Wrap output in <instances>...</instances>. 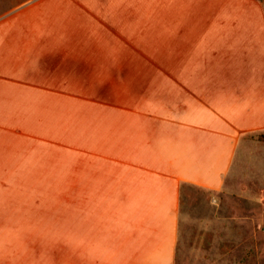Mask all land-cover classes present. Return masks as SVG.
<instances>
[{"label": "crops", "instance_id": "crops-1", "mask_svg": "<svg viewBox=\"0 0 264 264\" xmlns=\"http://www.w3.org/2000/svg\"><path fill=\"white\" fill-rule=\"evenodd\" d=\"M157 3L166 41H108L120 0H0V223L54 217L52 264L219 262L190 191L264 133V0ZM25 253L0 264H44Z\"/></svg>", "mask_w": 264, "mask_h": 264}, {"label": "rangeland", "instance_id": "rangeland-1", "mask_svg": "<svg viewBox=\"0 0 264 264\" xmlns=\"http://www.w3.org/2000/svg\"><path fill=\"white\" fill-rule=\"evenodd\" d=\"M142 5L148 6V0H125L124 6L120 0V11H123L120 12V37L117 38V31L110 28L108 41H166L163 3H157L152 11ZM8 194L9 191L0 190V196ZM190 195L198 204L195 211L202 215L211 214L220 220L214 222L213 228V247L219 250L215 262L220 256L216 264H264V133L249 136L241 143L237 166L222 191L214 195L190 191ZM37 196L59 199L68 196V191H28V199ZM206 201L211 210L205 206ZM32 217L35 216L30 215L22 223H0V260L8 261L1 254L4 247H22L26 255L13 254V260H25L27 256L28 261L35 262L38 257V261L52 264L53 229L59 225L54 217H46L43 222L45 236H31L36 233L32 227L35 223L30 221ZM6 225L12 227L11 230L5 228ZM20 226L29 230L30 236H16V229ZM26 230L22 233L25 234Z\"/></svg>", "mask_w": 264, "mask_h": 264}]
</instances>
